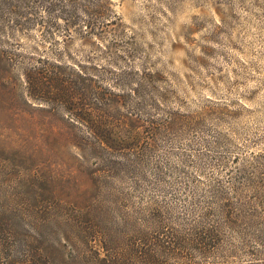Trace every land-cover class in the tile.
I'll return each mask as SVG.
<instances>
[{
	"label": "rangeland",
	"instance_id": "obj_1",
	"mask_svg": "<svg viewBox=\"0 0 264 264\" xmlns=\"http://www.w3.org/2000/svg\"><path fill=\"white\" fill-rule=\"evenodd\" d=\"M205 227V259L264 264V0H0V264Z\"/></svg>",
	"mask_w": 264,
	"mask_h": 264
},
{
	"label": "trees",
	"instance_id": "obj_2",
	"mask_svg": "<svg viewBox=\"0 0 264 264\" xmlns=\"http://www.w3.org/2000/svg\"><path fill=\"white\" fill-rule=\"evenodd\" d=\"M213 198L215 199L217 198V196H213ZM219 232L220 230L217 227L216 228L205 227L201 230H197V228H195V230H193L191 234L192 236L195 237L194 240L195 242L191 247L192 250L191 254H188L186 257H183L178 253L173 254V252L180 249L178 248L177 243H171L169 247H166V250L170 251L171 254H173L172 257L155 259L153 256H149L148 262H150L151 264H237V263H231L226 259H223L221 262L205 259L206 254L215 253L216 249L211 250L209 247H207V245L209 244V242L211 243L215 239H217V237H219ZM197 253H200L203 259H197L195 257ZM96 256H97V261L100 263H104L109 260L107 259V257H101L99 251L96 252Z\"/></svg>",
	"mask_w": 264,
	"mask_h": 264
}]
</instances>
